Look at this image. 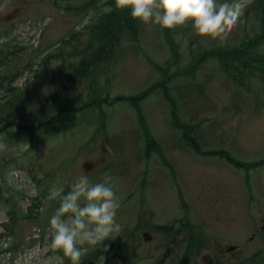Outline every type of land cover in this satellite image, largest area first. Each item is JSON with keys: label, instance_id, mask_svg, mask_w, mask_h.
<instances>
[{"label": "rangeland", "instance_id": "374dc122", "mask_svg": "<svg viewBox=\"0 0 264 264\" xmlns=\"http://www.w3.org/2000/svg\"><path fill=\"white\" fill-rule=\"evenodd\" d=\"M101 1L0 0V53L7 41L31 54L45 55L86 18V25L92 23ZM250 2L237 24L228 26L220 37L199 35L192 26L187 31L185 26L173 28L180 55L172 70L186 69L201 46L241 40L245 30L252 33L253 16H246ZM86 40L84 36L82 46ZM122 44V52L111 59L113 69L100 72L99 95H135L162 78L148 58L163 65L172 58L163 28L157 24L142 23L139 40ZM27 75H19L18 85ZM263 76V66L252 76L242 66L227 70L214 56L196 70L173 77L169 90L154 89L136 104L118 100L113 105H85L67 116L77 125L68 121L65 129L57 120L56 130L43 126L42 132L19 138L0 133V249L19 243L16 250L0 252V264H71L62 251L50 247V220L45 227L41 223L47 218L13 221L8 210L14 206L31 210L34 218L53 215L59 197L81 175L92 184L110 178L120 204L110 237L121 245L109 244L97 260L85 264H179L194 239L186 230L178 231L185 217L201 229L202 236L194 239L200 252L186 264H250L243 258L264 251ZM92 81L87 77L65 91L58 83L47 84L52 88L46 93L73 98L76 105L88 98ZM137 105L146 116L144 126L156 138L150 146ZM57 108L53 99L44 97L25 121L34 129ZM36 197L43 198V204L38 205ZM159 225L173 229L166 232ZM230 245L238 248L227 252ZM94 246L84 245V254Z\"/></svg>", "mask_w": 264, "mask_h": 264}, {"label": "trees", "instance_id": "16d2710c", "mask_svg": "<svg viewBox=\"0 0 264 264\" xmlns=\"http://www.w3.org/2000/svg\"><path fill=\"white\" fill-rule=\"evenodd\" d=\"M96 1L97 0H89V3L93 4ZM230 1L231 0H228V2ZM221 2H225V0H218V3ZM108 6H111L112 11L110 13L102 15L101 11ZM95 8L100 9L99 15L95 18V20L92 23L86 25L83 30L73 32L68 37H65L61 42V45L57 48L61 49L65 54V56L61 59V63L58 65L59 67L49 75H43L40 73H35L33 75L28 74L26 76L27 80H24L21 85H18L15 93L11 95V98H15L18 101H16L12 106L6 109L3 116L1 117L0 133L7 134L11 138H19L23 137L24 134H38L42 132L43 126L51 128L53 130H56L59 126L61 129H65L70 125L68 121L75 124L67 116L72 113L74 114L75 111L82 109L85 105L101 106L103 102L114 104L117 99H125L127 101H130L131 103L136 104L137 100L143 99L154 89L166 88L169 90L170 86L168 83L173 77H177V75L180 76L196 70L204 61L211 58L212 56L219 58L224 68H228L225 66V63L235 60L237 61L240 57H253V59L251 58L252 62L249 65L242 66L245 70H247L246 68L252 69L257 66L264 67V0H251L248 7L246 8V16H253L255 28L252 33L249 32V30H245V36L244 38H241V40H237V38H235L234 40L224 41L210 46H201L197 53L193 52L192 58L188 60L189 65L188 67H186V69L179 68L175 71H172V65L179 59V43L176 39V35L173 29L163 28L165 39L169 43L172 58L166 61L164 65H159L153 60H151V62L155 65L156 68L162 70L165 77L151 83L147 89L139 92L136 96L123 94L119 97H105L99 95L96 81H93L92 84L95 90L88 99L82 100L80 103L70 107L66 105L58 106L53 114V119H56V121L61 120L63 122L61 125L56 126L51 123L50 120H45L37 122L33 129L31 127V122L25 121V118L27 117L29 110H31L38 102H40V100H42L47 84L49 85L57 83L58 78L62 77L63 81H69L74 85L82 81V79L92 76L94 70L107 73L111 69L102 65V62L113 58V55L116 56L118 54L116 53L117 51L122 52L119 48L121 42L123 43L122 45H124L126 44V42L139 40L142 23L140 20L133 19L131 17L129 9H117L115 7V0H102L101 4H99V6H96ZM191 26V22L189 21L187 25H185L186 31L190 29ZM98 31L107 33L112 37V47L111 49H106L107 47H105V50H107V54L101 59L95 62H91L89 55L93 53L94 49L97 46V37L95 39V34H97ZM86 34L89 38L87 46L83 49H78L77 45L74 43L77 40H82V38ZM72 44H74V52L72 51L71 54L76 56V62H68L71 56L68 54V49ZM116 47H118V49H116ZM1 49L2 51L0 53V65L5 61V58L7 57H16L21 61H24V58L26 57L22 52L21 46L12 45L7 41H4L1 44ZM15 71L16 68L13 67L7 71L6 75L13 76L15 74ZM193 74L195 75V72ZM48 85L47 87H49ZM49 88L51 89L52 85ZM168 97L171 101H173L170 96ZM35 100L36 102H34ZM137 110L144 126V113L140 105H137ZM64 111H67V115L62 114ZM11 115H15L16 120L11 121ZM186 126H188V124L183 127ZM144 129L147 138V146H150L152 143H155L156 138L146 126H144ZM160 153H162V150H160L159 154ZM42 191L46 194V190ZM69 191H71V186H69L68 192ZM36 198L38 199V205L43 204V198ZM8 213L10 214V217L13 221L18 220L22 217H31L34 220L37 219L40 221L47 218L45 222L41 223L43 227L47 226V224L49 223L48 221L52 216L51 213L49 216L48 213H45L42 217L34 218L33 216L35 215H32L31 210L24 212L20 207L17 206L9 209ZM138 222L140 221L138 220ZM159 227L166 232L173 229V225H159ZM190 228L193 234V223H190ZM1 235L2 234H0V238ZM109 244L118 245L119 243L116 237H109L108 239L97 243L87 253L83 254L80 264H85L89 261L94 262L92 260L94 258L97 260L99 256L105 253L106 247ZM193 244L194 239L191 240L190 247L186 248L184 255L182 256V262H179V264H186L189 258L190 260L196 259V256L198 255L200 250L196 249ZM18 247L19 243L15 241L7 248L0 249V252L3 253L5 251L16 250ZM243 259L250 260V264H264V251L259 250L258 252L244 257Z\"/></svg>", "mask_w": 264, "mask_h": 264}, {"label": "clouds", "instance_id": "9594fccd", "mask_svg": "<svg viewBox=\"0 0 264 264\" xmlns=\"http://www.w3.org/2000/svg\"><path fill=\"white\" fill-rule=\"evenodd\" d=\"M246 4L247 0L221 3L218 0H115L117 9H129L131 17L144 24L173 29L190 21L197 34L213 38L222 36L228 26L237 24ZM103 11L110 13L112 8L108 6ZM87 23L86 18L75 30H82ZM109 179L92 184L88 176L81 175L71 186V191L59 197L60 206L50 218V247L62 251L71 264H80L84 245L94 246L108 239L117 227L119 198ZM11 239L8 238L9 243Z\"/></svg>", "mask_w": 264, "mask_h": 264}, {"label": "bare ground", "instance_id": "6f19581e", "mask_svg": "<svg viewBox=\"0 0 264 264\" xmlns=\"http://www.w3.org/2000/svg\"><path fill=\"white\" fill-rule=\"evenodd\" d=\"M101 13H102V15L107 14L103 10L101 11ZM85 36H87V40L85 41L86 42L85 46H82V43L84 42L82 40H77L74 43L77 45L78 49H83L87 46L89 38H88L87 34ZM96 37H97V40H96L97 46L94 49L93 53L89 55L91 62H95L107 54V50H105V47H107L106 49H111V47H112V43H111L112 37L109 36L107 33H104L102 31H98L97 34H95V39H96ZM74 44L71 45L72 46L71 50L68 49V52H69L68 54L71 55L69 59L75 58L77 61L76 56L71 54L73 49H74ZM60 45H61V42H59L52 51L47 52L43 56L31 54L28 52L27 48L22 49V52L26 56V61H21V60L17 59L16 57L5 58V61L0 65V119L3 116L5 110L8 109L10 106H12L13 103L18 101L15 98H11V95L14 94L16 89L18 88L19 75L35 74V73H40L43 75H49L59 67L58 64L56 63V61L61 60L65 56L64 52L61 49H57ZM212 57H214V56H212ZM251 58L253 59V57H251ZM251 58L250 57H240L239 60H237V61L235 60L232 62L225 63V66L228 67L226 69L233 71L236 68V66H247L252 62ZM111 59L105 60L104 62H102V65L109 67L112 70L113 67L111 66ZM148 60L155 67V65L151 62L152 59L148 58ZM76 61H74V62H76ZM157 64L162 65L160 63H157ZM13 67L16 68L15 74L13 76H7L6 75L7 71ZM257 68H258V66L254 67L252 69L251 68H246V69L250 75L255 76V71L257 70ZM156 69L161 72L162 78L165 77V75L163 74L161 69H159V68H156ZM171 70H172V68H171ZM172 71H175V70H172ZM100 74H101L100 72L94 70L93 75L90 76V77H92L93 80L96 81L97 90L99 88V83H100L98 80ZM82 80H84V79H82ZM170 81H169V83H170ZM57 83H58V86L63 91L74 86L69 81L65 82V81L59 80V79H58ZM57 83H53V84H57ZM92 83H93V81L90 83L91 92L89 93L88 98L90 97V95L95 90ZM148 87H149V85L146 86L145 88H143L140 92L144 91ZM106 89H107V83H106ZM47 90L51 93V89L49 87H45V90H44L45 94L43 95V98L46 97L47 101L51 102V100L53 99L56 102V105L60 106V105H66V103H67V102H62V100L67 101L68 99H70V101H71L70 104H68L66 106L70 107V106L75 105L73 102V98H68V97L65 98V96H64V98H62L56 94L48 95L46 93ZM138 93H136L135 95H133V94H131V95L136 96ZM107 95H108V97H119L123 94L110 95L109 93H107ZM101 96H104V95H101ZM88 98H86V99H88ZM86 99H82V100H86ZM118 100H125V99H117L116 101H118ZM125 101H127V100H125ZM170 102H172V101L170 100ZM38 104H39V102L36 105H38ZM103 104L104 105H111V104L113 105V103H109V102H103L102 105ZM133 104H135V103H133ZM263 106L264 105L262 104L261 107H263ZM257 107L261 108L259 106H257ZM74 114H76V112ZM138 118H139V121L143 123L139 114H138ZM12 120H16L15 115H11V121ZM47 120H50L51 123H53V124L56 121V119H53V115L51 117H49ZM145 121H146V116L144 115V122Z\"/></svg>", "mask_w": 264, "mask_h": 264}, {"label": "flooded vegetation", "instance_id": "af4514ba", "mask_svg": "<svg viewBox=\"0 0 264 264\" xmlns=\"http://www.w3.org/2000/svg\"><path fill=\"white\" fill-rule=\"evenodd\" d=\"M262 229L264 230V225H263ZM230 258H233V255H231Z\"/></svg>", "mask_w": 264, "mask_h": 264}]
</instances>
